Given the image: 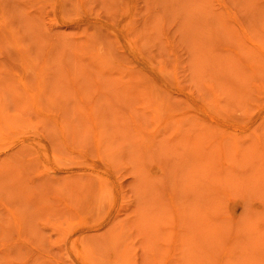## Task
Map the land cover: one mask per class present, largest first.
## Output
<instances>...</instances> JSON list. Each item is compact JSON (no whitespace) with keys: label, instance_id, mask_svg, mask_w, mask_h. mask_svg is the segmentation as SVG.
Here are the masks:
<instances>
[{"label":"rangeland","instance_id":"obj_1","mask_svg":"<svg viewBox=\"0 0 264 264\" xmlns=\"http://www.w3.org/2000/svg\"><path fill=\"white\" fill-rule=\"evenodd\" d=\"M0 264H264V0H0Z\"/></svg>","mask_w":264,"mask_h":264}]
</instances>
